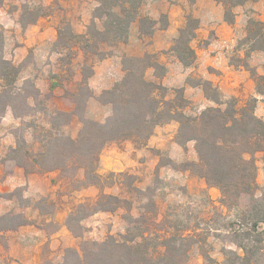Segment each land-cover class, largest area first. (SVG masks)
<instances>
[{"label":"rangeland","instance_id":"rangeland-1","mask_svg":"<svg viewBox=\"0 0 264 264\" xmlns=\"http://www.w3.org/2000/svg\"><path fill=\"white\" fill-rule=\"evenodd\" d=\"M146 3L147 0H143L141 16H148ZM215 4L221 7L224 15L223 6L218 2ZM97 5V0H5L0 4L2 56L18 69L13 88H1L3 82L0 81V216L19 215L28 221L26 225L33 227L37 245H33L27 255L32 258L38 252L36 264L45 261L60 264L65 249H79L81 242H101L109 235L117 236L127 230L128 224L122 219L123 210L98 212L83 219L79 215L67 222L75 207L93 201L98 190L90 187L73 191L58 171L26 174L21 168L27 177L23 180V176L15 172L19 167L11 160L14 156L10 151L18 148L39 152L47 145L48 132H53L51 124L54 122L60 125L63 137L77 135L81 118L104 122L111 114V106L99 103V97L103 90L110 89L122 78L124 56L155 54L164 70L149 68L145 78L165 87L167 100L175 99L177 93L174 90H180L187 100L182 108L187 116L195 117L208 107H216L214 98L223 102L235 98L242 105L254 97L257 99L255 114L264 120V97L256 94L250 72L264 77V52L250 51L251 47H261V44L244 40L249 19L264 22V0L235 7L232 25L222 18L227 26L225 31L218 29L221 21L215 10L205 4L201 8L195 6V0H185L180 29L185 27L189 17L199 22L194 38L188 42L195 54V61L190 66L179 60L191 61L188 52L183 50V43L177 42L180 29L168 50L140 55L138 42L133 41L104 48L103 59L84 55L79 48L69 50L57 41L58 30L62 31L65 42L69 28L76 34L84 33ZM155 21L159 28L167 25L163 14ZM131 30L139 33L137 22L130 26L129 32ZM141 39L146 47L151 42V38ZM26 40L32 41L31 46H25ZM172 47L176 49L171 50ZM209 56H216L219 65L229 68L222 72L217 66L208 65ZM244 61L247 67H242ZM227 74L235 75L238 84H221ZM157 75L161 77L157 78ZM85 78L92 94L88 100L87 91L78 90V84ZM206 82L212 87L208 88ZM3 90L11 92L3 95ZM72 98L78 101V108ZM59 114L67 117L59 118ZM68 119H71L70 124L63 126ZM177 129L175 121L156 126L143 147H137L131 141L106 145L99 157V174L133 175L139 192L127 193L117 187L105 188L104 192L130 198L133 217L153 205L162 229L185 230L189 236L185 264H225L229 252L242 254L237 245L249 243L243 238L252 236L250 225L245 223L244 228H239L238 209L221 206L219 191L207 187L203 179L189 171L190 165L198 160L195 143L179 144ZM257 167V196L262 199L264 164L260 155ZM78 176L81 177V172ZM9 180L14 181L12 185L8 184ZM21 219H13V222ZM18 228L6 231L0 237V264H10L3 258L4 250L10 235ZM201 251L208 254L209 261L203 258Z\"/></svg>","mask_w":264,"mask_h":264},{"label":"trees","instance_id":"trees-1","mask_svg":"<svg viewBox=\"0 0 264 264\" xmlns=\"http://www.w3.org/2000/svg\"><path fill=\"white\" fill-rule=\"evenodd\" d=\"M4 1L0 0V4ZM215 1L223 6L224 21L232 25L235 22L233 9L257 0ZM97 3L84 33L76 34L69 28L65 42L62 31L58 30L57 41L64 43L69 50L79 48L84 55H95L103 59L104 48L127 43L130 26L135 22L139 25V38L152 37L156 21L148 16H141L143 0H97ZM198 24L197 19L189 17L185 27L179 30L177 42L183 43V50L191 57L189 62L179 58L185 66H190L195 61V54L188 42L194 38ZM245 31V42L261 44V47H251L250 51L264 52V22L249 19ZM2 48L0 39V81L3 82L1 88L11 89L17 81L18 69L3 58ZM248 55L246 54L247 57ZM247 66L244 61L242 67ZM149 68L155 71L164 70L155 54L145 53L142 56L122 58V78L110 89L103 90L99 97V103L111 106V114L104 122L81 118V128L75 137H63L60 125L54 122L51 124L53 132H48L47 145L39 152L10 149L14 156L11 160L26 174L58 171L73 191L90 187L98 190L93 201L75 207L67 222L79 215H82L80 219H83L98 212L124 211L122 219L128 224L124 234L109 235L101 242H81L79 249L67 248L60 264L187 262L189 236L185 230L162 229V222L157 220L158 213L153 209V205L145 208L144 213L133 217V202L130 198L104 192L105 188L112 187L127 193L139 192L134 185V176L114 172L101 175L98 172L99 157L106 145L131 141L137 147H143L156 126L171 121L178 123L176 140L179 144L188 141L195 143L198 160L190 165L189 171L203 179L207 187L219 191L221 206L238 209L239 228H244L245 223L250 225L252 236L246 235L243 238L249 243L237 245L242 254L229 252L225 264H264V198L257 196L258 155L264 164V120L255 114L257 99L251 97L240 105L235 98L225 102L214 98L212 100L216 107H208L195 117H190L182 111L187 100L180 90H174L177 93L175 99L167 100L166 88L145 78V72ZM250 72L256 94L264 97V77L255 71ZM159 77L161 76L157 75V78ZM206 86L212 87L207 82ZM78 90L87 91L86 100L92 97L86 78L78 84ZM10 92L11 90H3L1 93L6 95ZM72 102L75 108H78L76 98H72ZM58 117L67 115L59 114ZM70 122L71 119H68L63 126H68ZM45 164L47 168H44ZM79 172L81 177L78 176ZM17 218L22 219L14 223L13 219ZM26 224L28 221L19 215L4 214L0 216V237L4 232ZM66 226L71 230L68 223ZM201 252L203 258L209 261L208 254ZM42 264L53 263L45 261Z\"/></svg>","mask_w":264,"mask_h":264},{"label":"crops","instance_id":"crops-1","mask_svg":"<svg viewBox=\"0 0 264 264\" xmlns=\"http://www.w3.org/2000/svg\"><path fill=\"white\" fill-rule=\"evenodd\" d=\"M184 3L185 0H147V15L153 20H157V17L163 14L167 18V25L163 28L157 27V24L155 25V29L151 37V42L147 47L143 44V40L139 38V33H135V29L133 30V32L132 30L131 32H129L127 44L132 43L133 41H137V47H139L140 49V55L145 52L156 53L161 50H168L171 46L172 39L175 38L176 32L183 26L182 5H184ZM215 3L216 2L214 0H195V6H199L201 8L205 4L206 6H209L213 10H215L217 14H219V20L221 21V24L219 25L218 29L225 31L227 26L225 25V22L222 21V9ZM40 38L42 39L43 36H41ZM24 44L25 46H31L32 41L26 40ZM216 59V56L207 57V64L217 66L222 72H224L226 68H229H224V66L219 65ZM231 76H228L227 74L224 80H222L221 84H238L237 77H235V75ZM232 80L235 81L233 82ZM15 172H17L16 174L18 176H23V180H27V177L22 174L21 168H18ZM13 182L14 181L9 180L8 184L12 185ZM32 228L33 227L30 225L21 226L18 228V230L14 231V234L12 236L10 235L7 241L6 249L4 250L5 254L3 256V258H6V260L10 264H36L38 262V252H36L32 258L28 257L27 255V253H30L29 250L34 247L33 245H37V239L34 237L36 233ZM17 251L23 252L24 254L18 255ZM1 264L5 263L3 262Z\"/></svg>","mask_w":264,"mask_h":264}]
</instances>
